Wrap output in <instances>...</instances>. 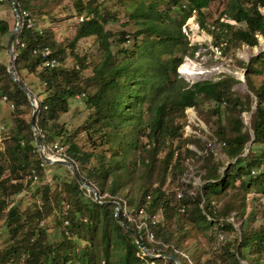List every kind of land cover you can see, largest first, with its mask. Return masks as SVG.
I'll use <instances>...</instances> for the list:
<instances>
[{"label": "trees", "instance_id": "1", "mask_svg": "<svg viewBox=\"0 0 264 264\" xmlns=\"http://www.w3.org/2000/svg\"><path fill=\"white\" fill-rule=\"evenodd\" d=\"M15 1L20 12L41 9L59 0ZM117 1L125 4L133 19L131 28L126 27L128 22L119 29L105 26L107 17L102 8L106 0H73L76 12L83 16L66 42L57 39L49 28L41 29L35 23L33 26L23 23L17 32L14 50L17 74L22 69L35 71L45 85L44 95H37L35 119L44 145L51 142L53 134L64 137L67 158L84 180L96 188L101 200L126 201L121 194L127 196L133 186L129 166H141L135 194L126 202L134 213L144 206L147 214L156 213L160 217L159 223L152 226L156 243L146 240L121 209L119 217L141 234L148 248L155 245L156 252L173 253L184 264L179 250L185 235L192 233L200 237L211 230L222 241L212 247L201 264H241V260L247 264H264L261 206L264 168L254 175L251 173L252 167L264 163V49L248 63L243 58L235 59L237 66L245 68L246 85L256 95V108L250 120L255 138L248 152L234 161L231 160L251 137L242 113L250 110L253 96L234 88L240 78L231 72L190 84L177 72L184 55L192 54L196 47L189 46L182 31L188 17L197 16L198 26L212 35L213 44L220 52L230 46L252 47L259 43L260 37L264 38V0H228L222 15L212 20L211 26L206 22L211 0ZM223 16L234 22L222 19ZM10 31L8 21L0 18V36ZM87 36L96 38L99 58L92 66V73L84 75L88 63L85 54H79L75 47ZM131 38L139 55L137 61L143 60L144 66L138 63L132 67L127 56L129 48L123 45ZM44 46L49 47V56L56 58L55 65H45L46 57L40 52ZM70 53L77 63L66 67L64 63ZM2 67L5 80L0 91L13 104V110L8 135L0 147V220L3 219L9 234L0 246V264H175L171 258L146 255L133 232L117 222L114 205L95 200L92 192L86 195V188L79 186L64 165L54 166L63 170L62 174L54 175L61 179L54 201L51 202L47 183L38 184L34 193L39 199L23 207L22 200L12 199V195L23 192L33 181L28 175L31 168L42 179L45 163L38 154L29 118L23 115L26 109L31 112V103L9 77L6 65ZM256 75L261 78L255 80ZM80 92L88 95L85 103L92 108L93 121L100 128H107L104 140L110 151L108 155L80 148L66 128L55 121L69 110L70 99ZM188 107L195 110L204 127L189 120ZM186 124L204 137L195 132L186 134ZM88 137H92L89 131ZM88 137L87 141L95 144ZM206 138L216 142L217 153L200 154ZM175 151L178 153L174 157ZM92 158L98 163L87 166ZM226 160L230 161L227 165ZM188 164L195 167L202 184L200 190L190 184L196 193L185 192L178 198L174 187ZM172 180L176 181L171 184ZM250 190L255 193L254 213L245 217V204L237 200ZM51 212H54V224L60 227L57 239H51L47 232L46 218ZM228 217L237 225L227 220ZM219 218L223 219L219 221Z\"/></svg>", "mask_w": 264, "mask_h": 264}, {"label": "rangeland", "instance_id": "2", "mask_svg": "<svg viewBox=\"0 0 264 264\" xmlns=\"http://www.w3.org/2000/svg\"><path fill=\"white\" fill-rule=\"evenodd\" d=\"M34 2V0H33ZM228 0H211L209 3V16L206 18L207 24H211L212 20H214L217 16L222 15V11L225 8ZM34 23L41 29L49 28L52 30L54 36L59 40L67 41L73 35L75 29V23L77 20H80V17L83 14L78 15L74 8L73 0H59L58 2L51 1L46 6L41 9L32 10L28 9ZM103 12H105V16L107 17V21L105 26L110 27L112 29L122 28L124 22H128L126 27L131 28V24L133 23V19L128 15V11L125 9V4L117 1V0H106L105 8H102ZM172 17L176 16V7L173 5L171 7ZM262 12L264 10L262 9ZM115 16V17H113ZM0 18H3L8 21L10 25V29L13 28L16 22L15 14L12 10V6L8 1H4L0 3ZM224 20H228L233 22L232 19H227L225 16L221 17ZM197 16L191 15L185 20L182 24V31L186 34L189 40V46L195 45L194 52L192 54L188 53L184 55L182 62L177 67V72L179 76L185 79L189 84L200 79H217L221 72H231L235 76L239 77V75L245 71V68H241L236 65V58H243L245 61V57L254 53L255 48H262L263 38L260 37L259 43L256 46L248 47L243 44L238 47L230 46L225 52H220L219 49L213 44L212 35L208 33L204 28H201L197 24ZM211 26V25H210ZM8 38V33L0 36V87L4 84L5 76L3 74L2 65L7 66L8 54L6 52V41ZM132 38L123 43V45L129 48L128 55L131 59L132 67L141 63L143 66L145 65L143 60L137 61V57L139 55L135 52V48L132 45ZM191 48H188L190 51ZM75 51L79 54H85L86 62L88 66L84 69V75H89L92 73V66L99 58V49L97 45L96 38L94 36H87L81 38L76 47ZM254 56V55H253ZM252 56V57H253ZM119 57H124V54H119ZM251 57V58H252ZM189 60L195 64L196 69L200 72L194 75H186L182 73L181 65ZM77 63V59L75 56L70 53L64 63V66L71 67ZM248 63V62H246ZM23 81L29 86L32 92L38 97H42L44 94V83L38 78L35 71H29L26 69H22L20 71V75ZM255 80L261 78L260 75L254 76ZM246 81V80H245ZM94 86L97 84L94 82ZM94 86H90L91 92L94 91ZM247 86V85H246ZM234 88L239 91L245 92L244 90L237 87V83L234 84ZM248 88V87H247ZM249 89V88H248ZM247 92V91H246ZM82 92L76 94L74 97L70 99V108L67 112L62 113L55 121L58 124L63 125L67 132L70 133V137H72L73 141L78 144V146L82 149L89 150L93 149L95 152H102L106 155L110 153L107 148V143L104 140L105 132L107 131L106 127L100 128L99 125L93 121L92 119V108L88 107L85 103L86 97L88 95L81 94ZM84 93V92H83ZM1 91H0V147H2L5 139L8 135L7 126L10 125L12 119V107H10L7 100H3ZM251 94V93H250ZM252 95V94H251ZM253 96V95H252ZM37 97V99H38ZM252 106V105H251ZM32 111V107H31ZM30 113L26 109L23 114L26 118L30 117ZM91 114V115H90ZM243 114L248 119L249 114L243 112ZM88 131L92 137H88ZM189 131V129H188ZM64 135V134H63ZM62 135V136H63ZM61 135L53 134L51 142L62 143L63 151L67 147V143H65L64 137H60ZM88 138H93L95 140V144L92 141H87ZM62 142H61V141ZM218 152V151H217ZM220 154V152H219ZM221 155V154H220ZM233 160V159H232ZM231 160V161H232ZM226 160L225 164L227 165ZM98 161L92 158L87 162V166H93L97 164ZM56 164H46L45 163V171L42 179L38 177L36 181H31L24 189L23 192L12 195V199L14 201L22 200V207L29 202H32L35 198L39 199V195L34 193V189L38 184L47 183L50 186V194H51V202L54 201V194L56 188L61 186V179L55 177V173L62 174L63 170L54 167ZM131 169V181L133 182V186L128 190L127 196L121 194L123 198L128 201L129 198L134 196L136 191V185L139 182V174L141 170V166H129ZM72 174V173H71ZM176 180H172L171 184ZM174 185V184H173ZM87 190V189H86ZM91 191L87 190L86 195H89ZM253 191H244L238 198L237 203L245 204V217L251 216L254 213L253 202H254ZM261 206L264 208V193L261 196ZM54 212H51L46 221L47 232L51 239H57L60 237V227L54 224L53 220ZM237 225V223H236ZM142 233H145L144 229H139ZM8 230L4 225L3 219L0 220V246L4 243V240L8 236ZM220 236V235H219ZM225 236V235H224ZM221 237L215 236L211 230H207L200 237L195 236L192 233L185 235L183 238L182 246L180 247L181 251L186 255L181 254L184 264H201L202 261L210 255L212 247H216L222 240ZM246 264V261H244ZM150 264V263H149ZM151 264H156L152 263Z\"/></svg>", "mask_w": 264, "mask_h": 264}, {"label": "water", "instance_id": "3", "mask_svg": "<svg viewBox=\"0 0 264 264\" xmlns=\"http://www.w3.org/2000/svg\"><path fill=\"white\" fill-rule=\"evenodd\" d=\"M11 2L12 5V10L15 14L16 17V22L15 25L13 26V28L11 29V31L8 34V38L6 41V52L8 54V61H7V72L9 77L26 93L29 102L31 103V107H32V111L29 117V126L33 132V136H34V141L35 144L37 146L38 149V154L40 156V158L42 159V161L46 164H61L66 166L70 172L72 173V175L75 177V179L77 180L78 184L80 187H84L87 190L91 191L93 194V197L95 200L99 201V202H110L114 205V216L117 220V222L119 224H121L122 226L130 229L133 234L136 237V240L138 241L141 250L148 256L152 257V258H156V257H163V258H171L175 264H181V260L180 258L173 254V253H169V252H162V253H153L151 252L147 245L146 242L144 241L143 237L141 236V234L132 226H130L129 224H127L126 222H124L120 217H119V209H120V202L119 200L116 199H107V200H101L98 198V192L96 190V188L90 184H88L84 178L81 176V174L78 172V170L76 169V167L74 166V164L72 163L71 160L67 159V158H63V157H59V156H53L50 155L48 153L45 152L44 149V143L40 137L39 134V130L36 127L35 124V119H36V113H37V109H38V99L36 97V95L32 92V90L29 88V86L19 77V75L17 74L15 67H14V57H15V37L17 32L19 31L20 27H21V16L19 13V9L17 7V3L15 0H9ZM263 45L262 48H255L254 49V53L250 54L249 56L245 57L246 62H249L251 57L253 55H255L257 52L261 51L264 49V38L262 41ZM240 81L237 83V87H239L240 89L247 91L249 93H251L253 95L254 98V102L250 108L249 111H247L246 113L249 114L248 116V120L246 119L245 115L242 113V118H243V122L247 125L248 130L250 132V140L245 144V146L243 147V149L233 158L232 161L235 160V158L239 157V156H243L248 152L249 146L251 144V142L253 141V139L255 138V130L254 128L251 126L250 124V120H251V113L255 110L256 108V95L254 93V91H252L251 89H248L246 86V81H245V71H243L240 75H239ZM194 117L198 120H200L201 124H203V121L201 119H199L198 117L195 116L194 113ZM229 162H227L228 164ZM241 264H245L244 260H241ZM247 264V263H246Z\"/></svg>", "mask_w": 264, "mask_h": 264}, {"label": "built area", "instance_id": "4", "mask_svg": "<svg viewBox=\"0 0 264 264\" xmlns=\"http://www.w3.org/2000/svg\"><path fill=\"white\" fill-rule=\"evenodd\" d=\"M4 1H9V0H0V3L4 2ZM19 13L21 16V25L23 23H25L27 26H33L34 20L31 16L29 10L22 9ZM80 19H82V16L80 17ZM40 52H41L42 56L46 57L45 58V65L53 66L57 63V60L55 57L49 56L50 55V49L48 46H44ZM81 94L83 95L84 93L82 92ZM2 97H3V100H7L6 95H2ZM9 105L11 107L13 106L12 103H9ZM186 112H187L189 120L191 122L195 123L196 125H198L200 127H204V123L201 124L200 120H198L192 116V114L194 115V113H195V116L198 117L196 115L195 110L192 107L186 108ZM188 129H189V131H188ZM193 132L204 137V135H202L197 129L192 128L190 126V124H186L185 125V133L189 134V133H193ZM189 146L194 147L193 144H191V143L189 144ZM44 149H45V152L50 154V155L67 158L65 152L62 150L63 145L61 143H58L55 141L49 142L48 144L44 145ZM217 151H218V146H217L216 142L211 140V139L206 138V142H205L203 148H201V150L199 152L202 155H207V154H211V153H217ZM177 153H178L177 151L174 152V157L177 155ZM262 168H264V163H262L260 165V167H252L251 173L254 175V174H256L257 171L262 170ZM28 175H29V177L32 178L33 181H36L38 179V175H37L34 168L30 169ZM190 184L197 186L198 189L200 190L202 181L199 179L198 176H196L195 167L191 164H188L187 166H185L182 169V171L180 173L179 181L174 187L176 196L178 198H180L183 196V194L185 192H188L190 194H195L196 192L190 188ZM203 201H204V198H202L201 206L203 204ZM119 202H120V209L122 210V213L126 216V218L128 220L132 221L138 229H144V231H145L144 236H145L146 240H148L149 242L156 243L155 234H154L152 226L159 223L160 217L156 213L147 214L144 206H140L138 208L137 213H134L133 208H131L125 200H122V203H121V201H119ZM184 207H185L184 204H182L180 209L183 210ZM207 217L209 219H212V217L210 215H207ZM222 219L223 218H219V221H221ZM226 219L232 221L233 224L236 225V223L233 221L232 217H228ZM219 224H221V223L219 222ZM220 235L222 236V234H220ZM151 246L152 247H150L148 249L153 253H158V252H156L158 250V247L155 245H151ZM179 251H181V250H179ZM180 254L186 255L184 252H180Z\"/></svg>", "mask_w": 264, "mask_h": 264}, {"label": "bare ground", "instance_id": "5", "mask_svg": "<svg viewBox=\"0 0 264 264\" xmlns=\"http://www.w3.org/2000/svg\"><path fill=\"white\" fill-rule=\"evenodd\" d=\"M180 71L182 73L186 74V75H194V74L200 72L198 69H196L195 64L193 62L189 61V60H186V62L181 65V70ZM192 116L194 117L193 114H192Z\"/></svg>", "mask_w": 264, "mask_h": 264}]
</instances>
